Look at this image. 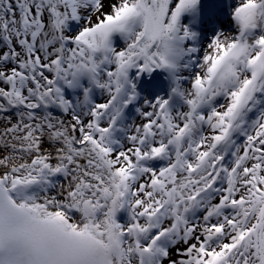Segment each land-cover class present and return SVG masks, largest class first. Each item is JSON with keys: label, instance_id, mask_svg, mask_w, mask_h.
<instances>
[{"label": "snow or ice", "instance_id": "snow-or-ice-1", "mask_svg": "<svg viewBox=\"0 0 264 264\" xmlns=\"http://www.w3.org/2000/svg\"><path fill=\"white\" fill-rule=\"evenodd\" d=\"M0 264H264V0H0Z\"/></svg>", "mask_w": 264, "mask_h": 264}]
</instances>
